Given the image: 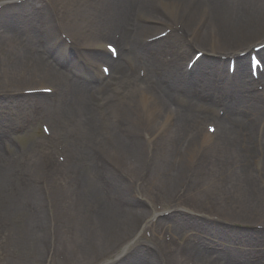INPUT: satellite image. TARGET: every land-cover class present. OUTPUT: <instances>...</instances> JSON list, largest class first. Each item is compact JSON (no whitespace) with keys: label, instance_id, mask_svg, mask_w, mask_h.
Returning a JSON list of instances; mask_svg holds the SVG:
<instances>
[{"label":"bare ground","instance_id":"1","mask_svg":"<svg viewBox=\"0 0 264 264\" xmlns=\"http://www.w3.org/2000/svg\"><path fill=\"white\" fill-rule=\"evenodd\" d=\"M111 31L115 60L93 44ZM259 45L264 0H0V264H263ZM12 116L44 119L63 152L46 140L3 150Z\"/></svg>","mask_w":264,"mask_h":264},{"label":"rangeland","instance_id":"2","mask_svg":"<svg viewBox=\"0 0 264 264\" xmlns=\"http://www.w3.org/2000/svg\"><path fill=\"white\" fill-rule=\"evenodd\" d=\"M134 72L136 74V70ZM216 110L217 109H215L214 112H216ZM40 120H36L32 126L26 127V125L23 122H21L20 117L12 116L11 120L8 123L11 124L13 127H15L17 129V132L6 142L5 144L6 149L25 150V149H28L32 144L40 142L41 140H47L49 143L50 138L46 139L40 128V124H39ZM73 135L78 138L79 133L74 132ZM149 204H151L150 207L153 211L164 212L167 210V205H163L160 199H157V198H155L154 200L152 199L149 202ZM156 227H157V231L160 234V240H165L166 238H164V235L166 234H169L170 236H172V240H174V235L171 231L167 230L166 228H163L160 225H157ZM146 229L148 228L142 226V228L140 229L138 233L142 241H146L151 237V236L147 237L148 232L150 233V235H152L151 231L150 230L146 231ZM187 237H190V236H183L179 240L176 239V245H179L180 242H188ZM259 248L260 246H258L256 250H258ZM183 264H185L184 261H183Z\"/></svg>","mask_w":264,"mask_h":264}]
</instances>
